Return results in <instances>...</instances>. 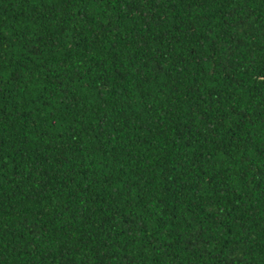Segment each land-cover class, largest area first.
<instances>
[{"label":"trees","instance_id":"1","mask_svg":"<svg viewBox=\"0 0 264 264\" xmlns=\"http://www.w3.org/2000/svg\"><path fill=\"white\" fill-rule=\"evenodd\" d=\"M0 264H264V0H0Z\"/></svg>","mask_w":264,"mask_h":264}]
</instances>
